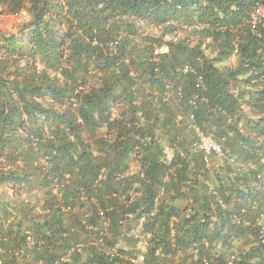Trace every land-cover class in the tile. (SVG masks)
<instances>
[{
  "label": "trees",
  "instance_id": "trees-1",
  "mask_svg": "<svg viewBox=\"0 0 264 264\" xmlns=\"http://www.w3.org/2000/svg\"><path fill=\"white\" fill-rule=\"evenodd\" d=\"M259 3L0 0V264H264Z\"/></svg>",
  "mask_w": 264,
  "mask_h": 264
},
{
  "label": "built area",
  "instance_id": "built-area-1",
  "mask_svg": "<svg viewBox=\"0 0 264 264\" xmlns=\"http://www.w3.org/2000/svg\"><path fill=\"white\" fill-rule=\"evenodd\" d=\"M254 21L255 22H264V4L263 3H259L257 5V11H256V15L254 17ZM165 50H166L165 46L158 47V48H156L154 53H155V55H158ZM199 85H202V77L199 78L198 86ZM194 130H195L196 135H197V140H196L195 146L198 149H201V150L206 152V161L207 162H209V158H210L209 155L211 153H215L217 155L222 154V152H223L222 145L218 142L217 138L215 137V135L213 133L206 132L205 130H203L198 125L194 126ZM257 178L260 181H264V169L260 170L257 173ZM257 223H258L259 227L264 229V214L260 215ZM113 253H117V250L114 249L112 251V254ZM129 259H130L131 264H149L146 261V256H145V253L143 251L131 254L129 256Z\"/></svg>",
  "mask_w": 264,
  "mask_h": 264
},
{
  "label": "rangeland",
  "instance_id": "rangeland-1",
  "mask_svg": "<svg viewBox=\"0 0 264 264\" xmlns=\"http://www.w3.org/2000/svg\"><path fill=\"white\" fill-rule=\"evenodd\" d=\"M28 18L27 13L11 14L0 5V29L5 32H16L20 23L28 20Z\"/></svg>",
  "mask_w": 264,
  "mask_h": 264
}]
</instances>
